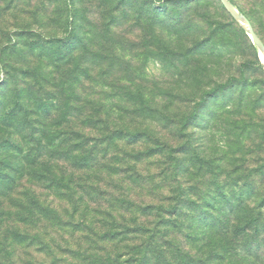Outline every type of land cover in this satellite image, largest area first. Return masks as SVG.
Wrapping results in <instances>:
<instances>
[{
  "label": "rangeland",
  "instance_id": "rangeland-1",
  "mask_svg": "<svg viewBox=\"0 0 264 264\" xmlns=\"http://www.w3.org/2000/svg\"><path fill=\"white\" fill-rule=\"evenodd\" d=\"M229 1L264 43V0ZM77 33L82 38L77 60L57 63ZM6 50L12 85L39 92L35 79L27 81L22 71L40 79L54 76L47 90L56 100L69 71L90 72L91 79L84 75L77 90L83 103L63 108V99L49 119L64 114L71 123L48 129L86 128L99 145L89 146L90 171L77 173L73 204L46 186L38 188L63 224L23 226L38 240L5 256L7 264H94L97 259L140 264L150 234L115 240L106 234L143 224L139 207L171 209L183 190L191 202H209L215 217L226 196H244V210L264 226V61L221 0H0V60ZM2 66L0 61L1 82L7 77ZM220 86L227 89L217 94ZM84 105L103 107L97 128L73 120L81 112L84 119L89 116L91 106L82 110ZM7 112L8 106L2 114ZM186 201L178 208L187 213L181 221L167 216L173 222L167 224L171 236L164 241L170 243L162 264L207 260L208 249L199 247V224L207 218H201L199 205ZM255 233L254 226L238 235L232 227L228 238ZM259 246L251 240L253 252Z\"/></svg>",
  "mask_w": 264,
  "mask_h": 264
},
{
  "label": "trees",
  "instance_id": "trees-1",
  "mask_svg": "<svg viewBox=\"0 0 264 264\" xmlns=\"http://www.w3.org/2000/svg\"><path fill=\"white\" fill-rule=\"evenodd\" d=\"M197 1L186 0V3L192 4ZM80 43H82V38L77 33L74 35L71 45L60 50L55 61L68 66L77 60L75 54L79 51ZM7 51L3 52L0 60L3 65L1 68L7 74V77L2 82L0 81V264H7L4 257L12 256L11 253L16 252L17 247L25 244L34 245L38 240V236H30L27 234L28 232L22 231L23 226L35 228L42 221L57 226L63 224L58 211L50 204L42 201L37 190L40 186H46V188L44 187L45 190H51L60 199H67L73 204L74 196L77 193L76 188L80 186L76 180L77 173L90 171L92 165L90 164L92 150H89V146L93 143L96 145L93 148L99 146L95 138L86 134V128L70 133L48 129L50 126H61L63 122H70V120L67 121L64 114L50 120L51 123L49 119L60 108L61 104L59 103L63 99V108H70V103L73 105L83 103L81 94L77 90L85 78L84 75L89 80L91 79L90 72L87 69L77 68L69 71L65 81L61 83L64 84L61 88L62 92L56 100L55 94L47 90V86L56 81L54 76L41 75L40 79L36 78L31 71H22V75L27 81L32 78L35 79L34 81L40 90L36 92V88L31 85H26L23 88L14 87L10 69L7 68L8 62L4 59ZM16 52L18 55V51ZM81 70L83 71L80 72ZM73 80L74 82H72ZM72 83L71 89H68L69 84ZM226 87H218L217 94L225 92ZM67 91H70V94L66 97ZM7 106L9 112L2 114ZM89 107L84 105L82 110H90ZM101 109H103L102 106L98 109L91 106L92 111L90 110L86 119L83 118L81 112L77 117H73V120L81 118L82 122L80 123L83 125L89 128H97L102 122ZM195 112L193 111L192 117ZM3 130L8 132L7 136L6 132L2 133ZM109 138L112 139V137L107 139ZM184 194V190L178 194L177 202L171 209L163 206L139 207L143 224L136 226L135 229L129 226H125L126 228L122 231L121 228L115 229L114 233L109 232L106 236L115 240L118 236L126 237L128 234H150L147 242L151 240L152 242L144 250L145 257L140 264H151L150 255L152 253H157L155 264H162L167 250L166 246L170 243L164 241L171 236L167 224L173 221H181L182 216L187 215L184 209L178 211L179 205L187 200ZM82 200L84 201V197ZM215 201H219L218 198ZM186 202L191 205H199L201 218H207V222L199 224V230L201 229L199 231V247L202 244L201 247L207 248L209 252L206 257L207 260L204 261L199 258V263H197L196 258L190 257L189 264H203V262L206 264H223L225 262L227 264H234V262L237 264H264L260 261L264 254V226L259 219H251V212L248 213L246 208L244 210L246 203L244 196L239 197L232 194L229 197L226 196V200L220 201L218 204L222 213L219 217H215L209 212L212 210L209 206L211 204L206 200H199V203L193 200ZM74 210H78V204L74 205ZM169 215L174 216L173 221L169 220L167 217ZM47 216L49 217L47 218ZM236 217L238 221L234 222ZM155 221L153 228L148 227ZM7 225L11 228L9 229ZM252 226L256 227L254 236H237L240 232H251ZM232 227L237 234L235 235L238 237L237 239L228 238V233ZM160 228H164V232ZM103 237L105 238V236ZM251 240H254V244L259 243L257 252H253V248L250 249ZM154 246L157 247V250L153 248ZM187 255L191 256L189 253ZM96 261L94 264H117L111 263V260L105 262L97 259ZM10 263L14 264L11 261Z\"/></svg>",
  "mask_w": 264,
  "mask_h": 264
},
{
  "label": "water",
  "instance_id": "water-1",
  "mask_svg": "<svg viewBox=\"0 0 264 264\" xmlns=\"http://www.w3.org/2000/svg\"><path fill=\"white\" fill-rule=\"evenodd\" d=\"M221 3L228 12V14H230V16H232V18L236 20V22H238L248 33L253 43L260 51V56L264 61V43L256 34L251 22L247 19L246 16L241 14L229 0H221Z\"/></svg>",
  "mask_w": 264,
  "mask_h": 264
}]
</instances>
